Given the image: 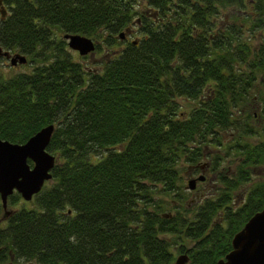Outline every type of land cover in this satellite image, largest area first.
Listing matches in <instances>:
<instances>
[{"label": "trees", "instance_id": "1", "mask_svg": "<svg viewBox=\"0 0 264 264\" xmlns=\"http://www.w3.org/2000/svg\"><path fill=\"white\" fill-rule=\"evenodd\" d=\"M0 2V50L30 64L0 75V139L54 125L51 177L0 227V264L222 258L264 200V177L250 182L264 167V0ZM63 34L90 38L97 62ZM206 174L215 186L189 208L184 184Z\"/></svg>", "mask_w": 264, "mask_h": 264}, {"label": "water", "instance_id": "2", "mask_svg": "<svg viewBox=\"0 0 264 264\" xmlns=\"http://www.w3.org/2000/svg\"><path fill=\"white\" fill-rule=\"evenodd\" d=\"M0 14L4 15V8L0 4ZM122 37V34H119ZM67 46L79 55L92 52L93 41L79 34H63ZM2 56L8 58L10 65L24 63L21 54L9 55L1 51ZM53 124L41 127L23 143H12L0 139V201L5 206L8 194L15 190L23 200H29L37 193L44 181L50 179V169L54 164V156L45 150ZM31 162V165L27 161ZM201 180L202 177H198ZM196 179L187 180L188 189H192ZM173 264H187L185 254L174 258ZM214 264H264V200L260 210L254 212L244 224L231 236L230 249Z\"/></svg>", "mask_w": 264, "mask_h": 264}, {"label": "rangeland", "instance_id": "3", "mask_svg": "<svg viewBox=\"0 0 264 264\" xmlns=\"http://www.w3.org/2000/svg\"><path fill=\"white\" fill-rule=\"evenodd\" d=\"M227 14H228V12H227ZM227 14L224 13V16H225V19H227V21H228ZM66 48L71 52L74 59H76L77 61H80L81 63H84V62L88 63L89 59L92 63H95V62H97V59L99 57V54L93 51V52H90L87 55H85L86 58H82L83 56L78 55V53L76 51L70 50L68 47H66ZM29 69H30V64L28 62L12 66V65H9V62L6 58H4L3 56L0 55V75H2V76L7 77V76L14 74V73H17V72L28 71ZM256 106H257V104L255 105V103H254V108H255L254 109V118L256 117L257 112H258V108H256ZM257 121H258V119H257ZM257 121L255 120L254 124H256V125L259 124ZM223 164L226 165L227 162L224 161ZM201 167L204 168V164L201 165ZM206 177L207 178L205 181L197 182L194 189H187L186 185L184 184L183 190L186 193V196H187L186 202H187L189 208H191V206L196 201H198L199 199L208 195L209 192L210 193L212 192V189L215 186V184H213V178L207 174H206ZM261 177H264V167H259L256 169V174L252 177V180L250 182L255 181L257 179H260ZM250 182L246 183L242 189H239V190H236L233 192V197H235V203L234 204L241 203V201H242V190H244L245 188H248V186L250 185ZM33 202H34V199L33 200L32 199H30V200L19 199L16 204L9 205L7 207H11L12 209L13 208H19L20 206L25 207V208H30L34 205ZM183 244L185 246H190L192 244V242L185 241V242H183ZM172 250L174 252V258L176 256H178L179 254H182V252H177L176 248H173ZM173 261H174V259H173Z\"/></svg>", "mask_w": 264, "mask_h": 264}, {"label": "flooded vegetation", "instance_id": "4", "mask_svg": "<svg viewBox=\"0 0 264 264\" xmlns=\"http://www.w3.org/2000/svg\"><path fill=\"white\" fill-rule=\"evenodd\" d=\"M1 3V2H0ZM2 5V4H1ZM3 6V5H2ZM4 7V6H3ZM0 55H1V53H0ZM2 56V55H1ZM4 58H6L5 56H3ZM18 195V196H17ZM15 196H17V197H15ZM33 197V195L31 196V198ZM17 198V200H15L14 201V199H16ZM30 198V199H31ZM19 199H22L21 198V196H20V194L19 193H17L15 190H12V192L10 193V194H8L7 196H6V199H5V206H3L2 204H1V201H0V227H4L7 223H8V221H9V218L11 217V214L13 213V211L16 209V208H11V207H7V206H9V205H13V204H16L17 203V201L19 200ZM29 199V200H30ZM183 254H185V253H183ZM186 255V254H185ZM186 259H187V262H188V257H187V255H186ZM4 264H11V262H6V263H4ZM19 264H32V263H29V262H21V263H19Z\"/></svg>", "mask_w": 264, "mask_h": 264}]
</instances>
